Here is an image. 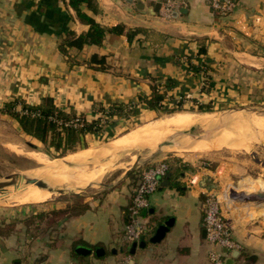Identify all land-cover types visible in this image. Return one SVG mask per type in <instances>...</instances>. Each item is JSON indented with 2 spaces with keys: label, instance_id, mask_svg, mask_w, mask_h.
Returning <instances> with one entry per match:
<instances>
[{
  "label": "crops",
  "instance_id": "0c3cea01",
  "mask_svg": "<svg viewBox=\"0 0 264 264\" xmlns=\"http://www.w3.org/2000/svg\"><path fill=\"white\" fill-rule=\"evenodd\" d=\"M94 1L97 11L82 4L81 12L121 32H107L100 45L70 47L63 54L64 33L79 35L89 28L68 0H0V103L23 99L37 104L47 96L58 109L92 120L100 117L95 110L100 105L136 101L156 83L169 105L182 100L186 105L264 106V0H235V11L221 18L212 14L208 0H178L170 19L159 15L156 0ZM93 55L103 63L90 62ZM136 107V116L115 118L102 134L86 135L87 142L110 138L129 122L153 115L142 104ZM202 154L165 156L169 171L142 211L148 230L136 243L123 239L126 210L138 183L134 176L104 191L0 207V264H120L126 254L135 264H209L203 202L216 185L202 184L209 177L203 174L215 171L192 162ZM78 197L86 208L67 210ZM255 214L248 213V221L224 215L246 254L231 252L226 258L231 264H264V218ZM166 221L171 224L164 236L151 242ZM76 247L91 252L80 254Z\"/></svg>",
  "mask_w": 264,
  "mask_h": 264
},
{
  "label": "rangeland",
  "instance_id": "374dc122",
  "mask_svg": "<svg viewBox=\"0 0 264 264\" xmlns=\"http://www.w3.org/2000/svg\"><path fill=\"white\" fill-rule=\"evenodd\" d=\"M202 105L203 106L207 105V107H211L210 108L211 110L207 112L219 113V115L228 113L229 110H233L238 107L258 108L261 111L258 112V114L262 113L264 115V111H262V108H264V106L258 104L210 105L206 103ZM186 106H191V105H186ZM240 114H252V113L240 112ZM151 117L152 116L143 117L142 119L134 123L132 127H130L129 129L124 128L121 131L116 130L115 135L113 137L108 138V140L106 141L93 142L92 140H88L87 148L93 149L95 151H100V149H102L101 147H105L106 145H108L110 140L115 139L117 136L126 133L127 130L129 131L146 121L152 120V119H147V120L145 119ZM13 123L14 122L8 116L0 114V180L4 176L15 172H22V171L31 172L36 168L40 169L42 165H40V163L37 162V160H35L32 157L31 153H37V156L41 158L43 157L42 158L43 160L46 159L60 160L63 158V157L60 158L61 156L51 157L45 154L43 151H41V149L43 148L41 144H39L35 139L29 136H23L21 131L16 130ZM200 127L201 126L194 125L190 129H187V131L198 134L208 129V127H201V128ZM250 130H251L250 131L251 144H249L248 147H246L245 149L240 147L239 148L221 147L219 149L205 152L206 156L202 154L200 158H196L192 160V162H194L195 165L200 166L202 165L203 160L206 159L204 160L205 162H207L206 170H212V172L213 171L215 172L205 173L203 174V177L204 175L209 176L210 177L209 182L216 185V188L212 193L215 194L220 200L224 215L225 213L227 214L231 213L233 215L235 214L236 218L238 216L239 220L242 221H248L247 218L248 213L255 214V212L258 211L259 214H255V216L260 215V217L264 218V147L258 143L255 144L253 143L256 140H259V138L260 139L262 138L259 136V134L255 132V130L253 129ZM179 138L180 137H178L177 139ZM29 143L36 145L37 148L31 149L29 147ZM177 149L171 150L169 148H165L163 153L159 157L161 156L165 157L167 155H176L178 157H181L182 159L187 158L186 155L181 156V154H186V152H181L178 151ZM150 150H151L150 148L143 146H129L123 149H118L112 154L102 156L99 159L98 164L104 167L103 173L100 176L97 183H93L92 185H87L85 191L93 192L105 188V185H108L111 182H114L117 178H119L138 156H143L145 153L149 152ZM259 193H263V196L258 197ZM52 196L50 199L68 198L71 195L66 193L61 195L52 194ZM251 196L254 197L253 200L249 199V197ZM50 199H48L47 201H49ZM11 205L19 206L22 204H13V203L10 204V203L0 202V207H6ZM208 248H210L209 245Z\"/></svg>",
  "mask_w": 264,
  "mask_h": 264
},
{
  "label": "trees",
  "instance_id": "16d2710c",
  "mask_svg": "<svg viewBox=\"0 0 264 264\" xmlns=\"http://www.w3.org/2000/svg\"><path fill=\"white\" fill-rule=\"evenodd\" d=\"M68 4L76 12L80 20L86 22L89 28L86 33L76 35L72 31H66L60 40L59 49L63 54L67 53V48L74 47L81 49L84 44L100 45L102 39L107 32H121L120 27L104 28L94 21L92 17L81 12L80 5L84 4L93 12L97 11V5L94 0H68ZM133 32L128 33V38H131ZM200 53L205 52L204 46L199 49ZM101 62L102 58L95 55L91 57L90 62ZM165 95L159 89V86L154 83L151 87V92L148 96L139 95L136 101L115 102L107 106L100 105L98 109L100 117L87 120L82 115H76L73 110L69 112L58 109L51 97L44 96L37 104L27 103L23 99H13L0 103V114L9 116L14 119L20 131L43 146L41 151L51 157H58L67 153H73L80 149L88 147V142L85 136L100 135L103 133V127L108 125L115 118H124L130 120L131 117L137 114V104H142L153 112L151 118L155 119L166 114L178 111H194L207 112L211 107L194 104L186 106L185 101L179 100L169 105L165 102ZM78 118L77 121L74 119ZM134 123L129 122L125 129L132 127ZM128 127V128H127ZM128 131V130H127ZM115 134L112 133L109 137ZM108 140V137H100L98 141L103 142ZM31 149H36L37 146L29 143ZM148 165V164H146ZM169 171V170H168ZM130 176H134L139 180V171H136ZM86 208V205L81 202L78 197L71 208L73 212L78 213ZM63 210L62 212H64ZM246 257L245 252L240 253Z\"/></svg>",
  "mask_w": 264,
  "mask_h": 264
},
{
  "label": "bare ground",
  "instance_id": "6f19581e",
  "mask_svg": "<svg viewBox=\"0 0 264 264\" xmlns=\"http://www.w3.org/2000/svg\"><path fill=\"white\" fill-rule=\"evenodd\" d=\"M220 115L219 113L197 111L173 112L136 126L110 140L109 144L101 147L100 151L85 148L67 154L60 160H47L46 158H44L46 160H43V157L37 156V153H31L32 157L42 167L27 172L30 175L32 174V176L44 177L53 186H66L72 189L82 188L88 183H97L99 180L104 170V167L98 164L102 156L112 154L118 149L129 146L151 147L160 141L177 139L185 130L187 131L194 125L209 128L218 123H223L224 128L216 132L208 141L186 142L184 140L180 147L172 149L178 148V151L186 153H205L221 147H240L245 149L251 144L250 129L255 130L264 141L263 114H240V112H236L231 115H221L222 117ZM62 161L73 163L74 166H66ZM51 196L50 192L39 189L34 185H19L9 187L0 193V202L10 204L40 203L47 201Z\"/></svg>",
  "mask_w": 264,
  "mask_h": 264
},
{
  "label": "built area",
  "instance_id": "2783aa9c",
  "mask_svg": "<svg viewBox=\"0 0 264 264\" xmlns=\"http://www.w3.org/2000/svg\"><path fill=\"white\" fill-rule=\"evenodd\" d=\"M159 4V15L164 19H170L178 8V0H156ZM212 14L221 18L231 15L236 9L235 0H208ZM75 121L78 118L74 119ZM166 157L155 158L153 162L144 165L139 170V180L134 187L127 210V221L123 226V239L127 243H136L148 230V223L142 216L143 209L149 205L150 195L159 187L162 178L169 170ZM207 163L202 162L198 166L206 170ZM203 226L206 240L209 244V264H225L227 256L233 252H242L243 245L240 241L231 236L220 200L212 192L206 193L203 202ZM120 264H135L132 257L124 255ZM240 264V263H238Z\"/></svg>",
  "mask_w": 264,
  "mask_h": 264
},
{
  "label": "water",
  "instance_id": "95a60500",
  "mask_svg": "<svg viewBox=\"0 0 264 264\" xmlns=\"http://www.w3.org/2000/svg\"><path fill=\"white\" fill-rule=\"evenodd\" d=\"M260 108H262V107H260ZM263 109L264 108H262V111H264ZM236 112H244V113L250 112V113L258 114V112H261V111H260V109L253 108V107L252 108L238 107V108H235L233 110H229L228 113H225L222 116L231 115V114L236 113ZM223 128H224V124L218 123L217 125H215L213 127H209L208 129H206L203 132L198 133V134L192 133L190 131H185L184 133H182L180 135L179 139H169V140H165V141H160L155 146L148 147L151 149L149 152L145 153L143 156H138L133 161V163L123 172V174L119 178H117L114 182H111L110 184L105 185V188H103L101 190L104 191L106 189L114 187L115 185H117L118 183L123 181L125 178H127L130 174L138 171L141 167H143L144 165H146L147 163H149L150 161H152L153 159H155L156 157L161 155L165 148H169V149L173 150L172 148H174V147H180L181 144L184 143V140H186V142L208 141L214 136V134L216 132L222 130ZM253 143L254 144L258 143L264 147V142L260 138H259V140H256ZM143 147H147V146H143ZM62 157H64V155H62L60 158H62ZM60 158H57V159H60ZM62 162L66 166H74L73 163H70L68 161H62ZM205 181L209 182L210 177H205L202 180L203 185L205 184ZM92 184L93 183H88L87 185H92ZM19 185L20 186L34 185L39 189H43V190L50 192L51 194H60V195L66 194V193L69 195H81V194L86 192L85 189L87 187V185H85L82 188L72 189V188H68L66 186H53L44 177L32 176V175L28 174V172L22 171V172H15V173L4 176L0 180V193L4 192L9 187L19 186ZM213 187H215V185H213L211 187L208 186L207 188L211 189ZM262 196H263V193L258 194V197H262ZM249 199L253 200L254 197L251 196V197H249ZM170 224H171V221H166L163 224L158 225L157 228L155 229L154 234L150 237V241L151 242L159 241L164 236V234L167 231V228ZM75 251L77 253L84 254V255L89 254L91 252L90 249L85 248V247H76ZM95 252L98 254L101 252V249H96ZM231 262H232L231 260H225V264H231ZM15 264H18V263L16 262Z\"/></svg>",
  "mask_w": 264,
  "mask_h": 264
}]
</instances>
